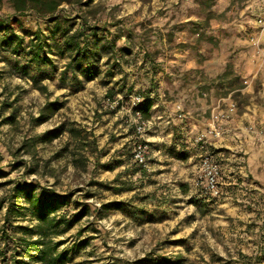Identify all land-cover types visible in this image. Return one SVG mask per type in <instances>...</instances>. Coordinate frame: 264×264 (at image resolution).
Returning <instances> with one entry per match:
<instances>
[{"label":"rangeland","instance_id":"obj_1","mask_svg":"<svg viewBox=\"0 0 264 264\" xmlns=\"http://www.w3.org/2000/svg\"><path fill=\"white\" fill-rule=\"evenodd\" d=\"M262 17L264 0H73L45 18L3 0L23 44L0 33V264H44L39 226L58 264H264ZM36 39L50 64L30 61ZM28 191L66 196L54 227Z\"/></svg>","mask_w":264,"mask_h":264},{"label":"trees","instance_id":"obj_2","mask_svg":"<svg viewBox=\"0 0 264 264\" xmlns=\"http://www.w3.org/2000/svg\"><path fill=\"white\" fill-rule=\"evenodd\" d=\"M77 1V0H75ZM3 0H0V4ZM73 0H11L12 8L20 17H23L29 13L36 15L40 18H45L49 16H54L58 13L61 6L64 4H70ZM16 25H20V21L18 19L13 20ZM0 33H3L2 36V45L6 46L10 43L16 42L13 50L14 52L18 53L19 48L23 44V39L21 36L17 35L14 32V29L10 27V25L5 26V21L3 18H0ZM67 45L70 49L75 50V55L73 57L74 61L79 60L81 55V48L79 44L76 42H71L68 40ZM43 52V44L39 39L32 40L30 43V51L28 56L30 57L31 62L37 63V65L42 64H50L51 61L42 54ZM85 59L88 58V55L85 51H83ZM78 68H81L79 63ZM85 74L88 77H92L91 70H84ZM27 73V72H25ZM152 107L151 102H146L143 104L138 111L142 113L144 118L149 117V110ZM27 200L32 203L35 213L37 215V220L39 221L40 225L54 227V220L51 218L52 215L57 214L60 209L66 205L67 198L66 196H56V197H49L46 199H35L31 192H27ZM39 235L40 238L36 242H33V245L36 247H44L40 250V258L39 260L44 264H58V263H65L67 258L66 253L58 254L56 252V246L54 248L49 247L44 241L45 238H50L49 232L46 231L43 226H39Z\"/></svg>","mask_w":264,"mask_h":264},{"label":"built area","instance_id":"obj_3","mask_svg":"<svg viewBox=\"0 0 264 264\" xmlns=\"http://www.w3.org/2000/svg\"><path fill=\"white\" fill-rule=\"evenodd\" d=\"M259 24H260L261 27L264 28V17H262L259 20ZM136 158H137V160L140 163L144 162V155L141 154V152L136 155ZM207 163H209V164L211 163V169L209 170L208 175H207V179H206V182H205V188L211 194L218 195L219 194V185H218V174H219V171H218V167L213 165L212 158H207Z\"/></svg>","mask_w":264,"mask_h":264}]
</instances>
